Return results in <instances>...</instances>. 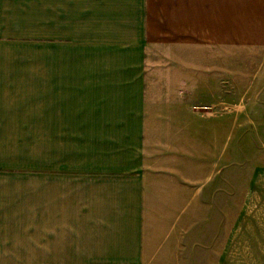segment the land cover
<instances>
[{"label": "crops", "instance_id": "crops-1", "mask_svg": "<svg viewBox=\"0 0 264 264\" xmlns=\"http://www.w3.org/2000/svg\"><path fill=\"white\" fill-rule=\"evenodd\" d=\"M243 51L264 0H0V264H264L209 101Z\"/></svg>", "mask_w": 264, "mask_h": 264}, {"label": "rangeland", "instance_id": "rangeland-1", "mask_svg": "<svg viewBox=\"0 0 264 264\" xmlns=\"http://www.w3.org/2000/svg\"><path fill=\"white\" fill-rule=\"evenodd\" d=\"M240 58V72L236 75H211L209 101L225 100L227 113L219 134L226 140V172L227 176H237L240 169L233 163L241 159L244 165L246 160L247 167L242 168L241 174L244 183L251 176L250 170L264 168V53L243 51ZM235 104L240 107L239 118L231 112ZM232 196L233 192H227V231L238 219L247 230L251 227L254 231L257 225L264 232V203L255 205L252 201L249 207L238 209Z\"/></svg>", "mask_w": 264, "mask_h": 264}]
</instances>
